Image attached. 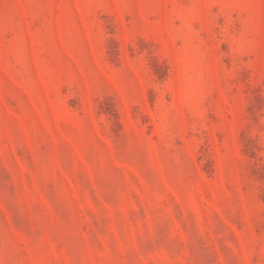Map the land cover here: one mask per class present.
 <instances>
[{
	"label": "rangeland",
	"instance_id": "374dc122",
	"mask_svg": "<svg viewBox=\"0 0 264 264\" xmlns=\"http://www.w3.org/2000/svg\"><path fill=\"white\" fill-rule=\"evenodd\" d=\"M0 264H264V0H0Z\"/></svg>",
	"mask_w": 264,
	"mask_h": 264
}]
</instances>
